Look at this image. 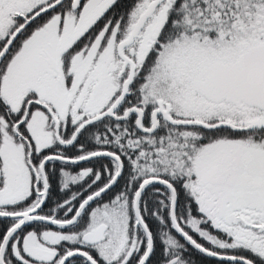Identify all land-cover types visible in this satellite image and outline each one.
Masks as SVG:
<instances>
[{"label": "snow or ice", "instance_id": "6c2138e0", "mask_svg": "<svg viewBox=\"0 0 264 264\" xmlns=\"http://www.w3.org/2000/svg\"><path fill=\"white\" fill-rule=\"evenodd\" d=\"M0 264H264V0H0Z\"/></svg>", "mask_w": 264, "mask_h": 264}]
</instances>
